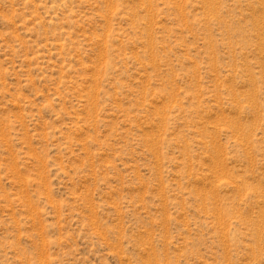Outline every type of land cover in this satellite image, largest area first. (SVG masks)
<instances>
[{"label": "rangeland", "instance_id": "374dc122", "mask_svg": "<svg viewBox=\"0 0 264 264\" xmlns=\"http://www.w3.org/2000/svg\"><path fill=\"white\" fill-rule=\"evenodd\" d=\"M0 264H264V0H0Z\"/></svg>", "mask_w": 264, "mask_h": 264}]
</instances>
